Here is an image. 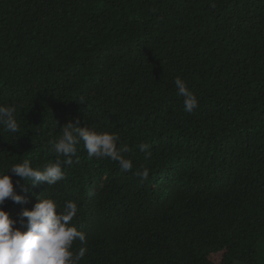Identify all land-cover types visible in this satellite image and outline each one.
<instances>
[{
	"label": "trees",
	"instance_id": "16d2710c",
	"mask_svg": "<svg viewBox=\"0 0 264 264\" xmlns=\"http://www.w3.org/2000/svg\"><path fill=\"white\" fill-rule=\"evenodd\" d=\"M0 105L19 125L0 126V173L28 201L6 200L14 227L39 196L74 201L79 264H264V0H0ZM77 120L116 134L132 170L81 142L55 185L9 171L55 162Z\"/></svg>",
	"mask_w": 264,
	"mask_h": 264
},
{
	"label": "clouds",
	"instance_id": "9594fccd",
	"mask_svg": "<svg viewBox=\"0 0 264 264\" xmlns=\"http://www.w3.org/2000/svg\"><path fill=\"white\" fill-rule=\"evenodd\" d=\"M210 7L214 9L215 3H211ZM174 84L177 95L183 97L184 111L193 114L199 107L196 95L180 77L175 79ZM15 112V106L0 105V126L5 131L15 133L19 130ZM79 124V120L75 123L69 121L61 127V135L52 145L57 156L55 162L47 163L42 169H35L30 161L24 160L22 164L12 165L9 171L23 181H29L26 185L35 187L45 182L48 186L55 185L65 178L62 165L73 163L72 158L76 156L77 146L81 142L89 159L110 158L119 164L122 172L132 170L131 159H126L123 155L130 149L127 145L118 147L119 137L116 134L96 132L87 126L80 127ZM138 147L145 153V159L152 156L148 144L141 143ZM76 163H79L78 158ZM134 175L141 181L147 180L149 169L142 167ZM27 191V187L22 188V192ZM90 195H95V192H90ZM6 200L17 204L28 202L26 195H18L14 191L11 176L0 173V264H79L84 258L87 252L85 246L80 247L76 253L71 250L74 241L78 240L81 245L86 244L85 234L71 226L78 211L74 201H66L63 210L58 213V206L52 199L37 197L38 202L32 210L24 209L20 213L22 218L27 219L25 230H21L14 227L16 221L4 211Z\"/></svg>",
	"mask_w": 264,
	"mask_h": 264
},
{
	"label": "rangeland",
	"instance_id": "374dc122",
	"mask_svg": "<svg viewBox=\"0 0 264 264\" xmlns=\"http://www.w3.org/2000/svg\"><path fill=\"white\" fill-rule=\"evenodd\" d=\"M219 259H220V257H219Z\"/></svg>",
	"mask_w": 264,
	"mask_h": 264
}]
</instances>
